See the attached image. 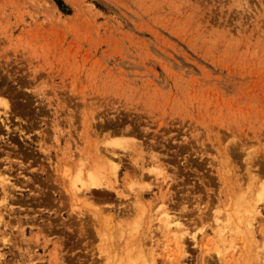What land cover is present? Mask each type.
<instances>
[{
    "label": "rangeland",
    "instance_id": "374dc122",
    "mask_svg": "<svg viewBox=\"0 0 264 264\" xmlns=\"http://www.w3.org/2000/svg\"><path fill=\"white\" fill-rule=\"evenodd\" d=\"M0 264H264V0H0Z\"/></svg>",
    "mask_w": 264,
    "mask_h": 264
},
{
    "label": "bare ground",
    "instance_id": "6f19581e",
    "mask_svg": "<svg viewBox=\"0 0 264 264\" xmlns=\"http://www.w3.org/2000/svg\"><path fill=\"white\" fill-rule=\"evenodd\" d=\"M111 165V164H110ZM116 165V164H115ZM108 166V165H107ZM112 168V167H111ZM111 170V169H110ZM114 173V172H113ZM3 178V177H2ZM101 179H102V177H101ZM101 179L99 178V177H96V176H94V175H92L91 176V174L90 173H87V180H84V181H82L81 182V186H84V185H86V188L87 189H89L90 190V188H92V189H98L101 185H103L104 183H103V181H101ZM7 181V180H6ZM79 181H81V179H79ZM72 183V182H71ZM3 187L2 188H5L4 187V185H2ZM80 189V188H79ZM8 194H10V191H6V192H4L3 193V196L4 197H7L8 196ZM163 213H165V211L163 212ZM169 216V215H168ZM167 216V217H168ZM169 218V217H168ZM172 218V217H171ZM171 218H170V220H171ZM173 219V218H172ZM162 220L163 221H165V219H163L162 218ZM162 221V222H163ZM170 222V221H169ZM173 222H174V219H173ZM172 222V223H173ZM177 223L178 222H176V225H177ZM171 224V223H170ZM169 226V225H168ZM170 227V226H169ZM170 232V231H169Z\"/></svg>",
    "mask_w": 264,
    "mask_h": 264
}]
</instances>
